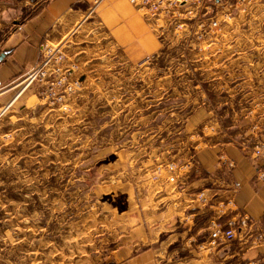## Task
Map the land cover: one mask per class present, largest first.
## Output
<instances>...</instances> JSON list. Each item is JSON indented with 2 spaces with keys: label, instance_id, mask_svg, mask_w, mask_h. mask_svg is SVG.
Here are the masks:
<instances>
[{
  "label": "rangeland",
  "instance_id": "374dc122",
  "mask_svg": "<svg viewBox=\"0 0 264 264\" xmlns=\"http://www.w3.org/2000/svg\"><path fill=\"white\" fill-rule=\"evenodd\" d=\"M135 1L152 50L129 54L89 12L0 84V264H106L124 232L156 229V185L199 150L262 159L264 0Z\"/></svg>",
  "mask_w": 264,
  "mask_h": 264
},
{
  "label": "crops",
  "instance_id": "0c3cea01",
  "mask_svg": "<svg viewBox=\"0 0 264 264\" xmlns=\"http://www.w3.org/2000/svg\"><path fill=\"white\" fill-rule=\"evenodd\" d=\"M9 1L0 0V30L16 23L28 5L36 10L0 42V84L35 63L42 39L57 44L70 26L94 13L129 54L155 47L149 24L132 0ZM234 142L199 150L198 170L192 168L175 183L156 185V229L141 226L124 232L122 243L109 250L106 264H264L262 243L207 244L212 222L224 226L244 212L264 221V180L256 178L264 153L262 159L251 160L249 151Z\"/></svg>",
  "mask_w": 264,
  "mask_h": 264
},
{
  "label": "built area",
  "instance_id": "2783aa9c",
  "mask_svg": "<svg viewBox=\"0 0 264 264\" xmlns=\"http://www.w3.org/2000/svg\"><path fill=\"white\" fill-rule=\"evenodd\" d=\"M146 2L147 0H140ZM149 1V0H148ZM133 4H138L135 0H132ZM167 3V4H166ZM168 0H156V10H159L162 6L170 5ZM48 41L45 40L43 44V50L47 49V52L53 51L52 46L48 47ZM33 78V72H30L25 77L28 84ZM261 155L258 148H255L250 157L252 159ZM178 168L173 164L169 165V169L174 172ZM179 169V168H178ZM257 180H264V165L256 171ZM170 180H174V176L170 177ZM232 240H238L242 245L248 246L250 244H264V221L260 222L254 220L246 212L241 213L237 218L231 217L227 220L223 226L217 222H212L211 228L208 234L207 244L209 246H217L223 243L231 242Z\"/></svg>",
  "mask_w": 264,
  "mask_h": 264
},
{
  "label": "water",
  "instance_id": "95a60500",
  "mask_svg": "<svg viewBox=\"0 0 264 264\" xmlns=\"http://www.w3.org/2000/svg\"><path fill=\"white\" fill-rule=\"evenodd\" d=\"M4 55L0 54V61L3 59Z\"/></svg>",
  "mask_w": 264,
  "mask_h": 264
}]
</instances>
